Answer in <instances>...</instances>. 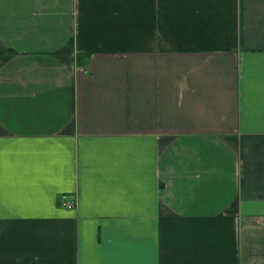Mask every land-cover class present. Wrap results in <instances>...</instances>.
Returning <instances> with one entry per match:
<instances>
[{
    "label": "crops",
    "instance_id": "0c3cea01",
    "mask_svg": "<svg viewBox=\"0 0 264 264\" xmlns=\"http://www.w3.org/2000/svg\"><path fill=\"white\" fill-rule=\"evenodd\" d=\"M0 264H264V0H0Z\"/></svg>",
    "mask_w": 264,
    "mask_h": 264
},
{
    "label": "built area",
    "instance_id": "2783aa9c",
    "mask_svg": "<svg viewBox=\"0 0 264 264\" xmlns=\"http://www.w3.org/2000/svg\"><path fill=\"white\" fill-rule=\"evenodd\" d=\"M65 205L70 207L72 206V203L66 202Z\"/></svg>",
    "mask_w": 264,
    "mask_h": 264
}]
</instances>
